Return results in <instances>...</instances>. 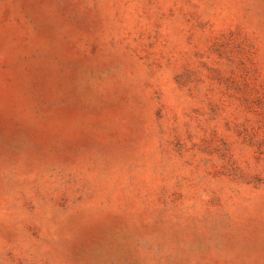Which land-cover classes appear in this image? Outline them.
Wrapping results in <instances>:
<instances>
[{
	"label": "rangeland",
	"instance_id": "374dc122",
	"mask_svg": "<svg viewBox=\"0 0 264 264\" xmlns=\"http://www.w3.org/2000/svg\"><path fill=\"white\" fill-rule=\"evenodd\" d=\"M0 264H264V0H0Z\"/></svg>",
	"mask_w": 264,
	"mask_h": 264
}]
</instances>
